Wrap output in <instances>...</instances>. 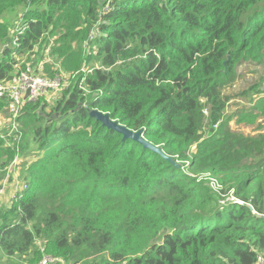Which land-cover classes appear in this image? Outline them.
<instances>
[{
  "label": "trees",
  "instance_id": "16d2710c",
  "mask_svg": "<svg viewBox=\"0 0 264 264\" xmlns=\"http://www.w3.org/2000/svg\"><path fill=\"white\" fill-rule=\"evenodd\" d=\"M18 16L26 28L11 34ZM52 39L60 68L78 74L53 107H24L17 149L0 140V180L18 159L25 186L0 210V254L27 264L44 255L72 264H255L264 253V134L232 132L229 122L264 112V87L224 91L240 66L264 61V0H0V82L17 57ZM252 95L261 98L224 113L233 98ZM91 110L142 130L179 167L123 140ZM203 174L243 205L221 206L192 177Z\"/></svg>",
  "mask_w": 264,
  "mask_h": 264
},
{
  "label": "rangeland",
  "instance_id": "374dc122",
  "mask_svg": "<svg viewBox=\"0 0 264 264\" xmlns=\"http://www.w3.org/2000/svg\"><path fill=\"white\" fill-rule=\"evenodd\" d=\"M21 18L18 16L10 25V30H12L13 34L14 32L20 30V24H16L18 21H20ZM16 24V25H15ZM53 40V39H52ZM90 41V40H89ZM51 43H45V44H37L34 48L35 55L32 56L30 54H25L22 57H20L21 64L24 61L27 62H33V63H41L43 66L48 65L50 71L53 73L58 72L59 68V59L57 57H54L50 53V47ZM91 44L88 42V48H90ZM87 49H84L85 51H88ZM89 71V66H84L81 73L86 74ZM238 73L240 74V78L238 81L233 85L231 88L224 91L226 94H233L237 95L241 91L248 90L250 87L253 86H259L260 89L264 87V61L260 64H243L239 67ZM77 78V77H76ZM66 84L63 87V90L60 93V96L62 97L64 91L71 85L74 84L75 79L70 83V80L66 77ZM258 98H261L260 95H252L251 101L241 98H233L229 105L227 106L225 110V114H230L238 109H242V107L247 106L246 108H249V106L255 104ZM54 106V105H53ZM52 106V107H53ZM50 108V107H49ZM3 111V110H2ZM0 111V117L4 120L3 122L5 125L0 128V134L4 132H12L11 129L6 128L9 123L8 116L6 113ZM1 121V120H0ZM229 127L232 132L243 134L246 136H252L255 137L260 134H264V112H257L253 117L248 118L247 121H239L238 118H235L229 122ZM255 161H258L256 159ZM30 160L26 162V164H29ZM264 162V157H263ZM264 168V166H263ZM0 174H3V172ZM263 174V172H262ZM23 175L22 171H20V167H18L15 171L11 172L10 174H6L4 172L3 179L0 180V190L3 189V196H0V210L5 209L7 206H9L11 203L9 201L10 191L12 190L13 186L16 185L17 188L21 191L22 185H23ZM193 178L197 179V182L203 183L205 186L209 188L211 193L217 198V200H222L221 206H225L229 201V195L224 194L225 189L223 186L218 182L217 179L212 177L210 174H203L199 176H192ZM18 178V179H17ZM215 181L221 188L220 191H216L210 186V181ZM230 202V201H229ZM30 227V225H28ZM41 242L35 243L36 247L39 249V247H43L45 242L40 240ZM43 253V252H41ZM48 255H44L39 263H41ZM26 257L19 258V257H7L4 254H0V264H27ZM37 263V264H39ZM50 264H56V263H50ZM58 264H72L71 262L67 261H60Z\"/></svg>",
  "mask_w": 264,
  "mask_h": 264
},
{
  "label": "built area",
  "instance_id": "2783aa9c",
  "mask_svg": "<svg viewBox=\"0 0 264 264\" xmlns=\"http://www.w3.org/2000/svg\"><path fill=\"white\" fill-rule=\"evenodd\" d=\"M22 27V26H21ZM20 27V29H21ZM26 27H23L21 33L24 32ZM19 31V30H18ZM16 31V32H18ZM94 39L92 32L89 34L90 42ZM51 47L54 45L53 40H50ZM50 47V48H51ZM84 49L88 48V43L83 45ZM50 51V50H49ZM17 64L15 65L13 75L6 81L0 82V100H4L6 105L2 112L6 113L8 116L9 123L6 128L11 129L10 132H4L0 134V140L5 147L16 148V143L19 140V134L21 131V125L18 124V119L23 114V109L26 105L40 103L45 105L48 109L56 104L58 100L61 99L60 93L63 90L64 85L66 84V77L70 80V83L77 77V74L66 73L60 68L58 72H52L49 69L48 65L43 66V64L33 63L24 61L21 64L20 57L16 58ZM48 67V71H47ZM75 82V81H74ZM72 85V84H71ZM70 85V86H71ZM0 128L5 125L4 120L0 117ZM20 160L13 161L9 166L4 169V172L10 174L15 171L20 165ZM210 186L216 191H220V186L215 181H210ZM25 189V186L22 185V190ZM16 185L13 186L10 191L9 201L13 203L19 199V193L21 192ZM3 189L0 190V196H3ZM229 201L233 204L243 205V202L237 198L229 195ZM228 201V202H229ZM223 202V201H221ZM220 202V203H221ZM253 215L255 212L250 208ZM264 219V215L260 216ZM41 242L36 240L35 243ZM40 252H44L43 247H39ZM44 259L39 264H58L60 261H63L59 258H50ZM255 264H264V253H259L256 259Z\"/></svg>",
  "mask_w": 264,
  "mask_h": 264
},
{
  "label": "water",
  "instance_id": "95a60500",
  "mask_svg": "<svg viewBox=\"0 0 264 264\" xmlns=\"http://www.w3.org/2000/svg\"><path fill=\"white\" fill-rule=\"evenodd\" d=\"M89 116L96 121L100 122L103 127L113 130L117 132L119 135L123 136V140H133L140 145H142L143 149L149 150L154 154L160 155L164 160L168 161L171 165H173L175 168H178L179 166L173 161L172 158L167 157L162 152L161 148L156 147L152 145L151 143L147 142L143 136H142V130H139L137 132H133L126 127L120 125L117 121H113L109 118L108 114H104L102 112H99L97 110H91L89 112Z\"/></svg>",
  "mask_w": 264,
  "mask_h": 264
}]
</instances>
